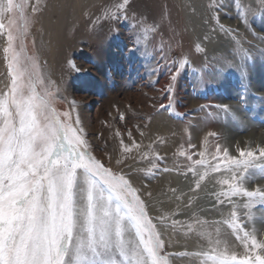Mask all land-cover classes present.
Masks as SVG:
<instances>
[{
  "label": "rangeland",
  "instance_id": "374dc122",
  "mask_svg": "<svg viewBox=\"0 0 264 264\" xmlns=\"http://www.w3.org/2000/svg\"><path fill=\"white\" fill-rule=\"evenodd\" d=\"M46 2L26 0L24 9L29 20L24 54L37 58L45 81L37 91L53 82L51 90L58 89L54 108L61 119L69 113V123L83 128L92 155L113 174L129 180L164 240L159 255L167 264L186 260V264H212L208 256L195 254L216 255L202 233L215 239L217 228L219 238L230 240L219 251L226 248L237 259L251 254V245L245 249L224 221L235 210L244 229L254 232L258 242L264 241V200L222 193L229 191L223 181H232L230 158L253 151L256 163L264 166L259 155L264 148V6L260 0H130L126 18L118 19L105 18V11L121 0H83L72 40L55 48L61 57L58 61L43 49ZM33 7L38 10L33 12ZM10 17L15 18L17 29H24L19 13H10L0 22L7 25ZM7 47L5 30L0 33V93L11 83ZM20 47L17 39L15 49ZM181 62L185 66L177 74ZM222 105L228 106L227 112L217 107ZM162 114L176 128V134L165 136L171 140V151L165 154L155 148L161 143L149 129ZM136 136L144 140L142 146L134 142ZM129 142L133 145L125 153L123 147ZM132 149H139L134 162L118 156H129ZM198 160L204 165H197ZM190 168L208 174L199 180ZM252 171L242 187L264 189V173ZM162 178L171 179L170 185L144 197L143 188ZM256 254L264 255V249H256L252 259Z\"/></svg>",
  "mask_w": 264,
  "mask_h": 264
},
{
  "label": "snow or ice",
  "instance_id": "6c2138e0",
  "mask_svg": "<svg viewBox=\"0 0 264 264\" xmlns=\"http://www.w3.org/2000/svg\"><path fill=\"white\" fill-rule=\"evenodd\" d=\"M260 3L264 6V0ZM129 4L130 0L114 4V10L105 11V18H126ZM25 5L26 0H0V21L10 13H19L24 20L23 30L15 27L14 17L7 25L0 22V33L7 32L5 52L10 53L11 76L8 90L0 93V264H167L159 255L164 240L147 218L144 203L129 180L123 174H113L92 155L83 128L69 123V113H63L65 119H61L54 108L58 89L51 90L53 82L37 91L45 81L37 58L24 54L23 38L29 23ZM17 39L21 41L19 51L15 49ZM184 66L181 62L175 72ZM176 79V74L171 75L172 81ZM217 107L228 111L227 105ZM75 124H80L78 116ZM123 151L129 152V146ZM259 155L264 157V148L259 149ZM256 159L253 151H241L239 159L230 158L232 181H223L229 184V191L222 195L264 200V189L242 187L252 178V170L264 173ZM195 163L204 165L202 160ZM190 170L199 175L195 168ZM207 174L199 175V180ZM224 223L245 249L251 245V254L237 259L236 253L228 254L226 248L219 251L226 241L219 238L217 228L215 239L202 233L216 255H195L208 256L212 264H264V255L252 259L256 249H264V241L258 242L254 232L244 229L235 210Z\"/></svg>",
  "mask_w": 264,
  "mask_h": 264
},
{
  "label": "bare ground",
  "instance_id": "6f19581e",
  "mask_svg": "<svg viewBox=\"0 0 264 264\" xmlns=\"http://www.w3.org/2000/svg\"><path fill=\"white\" fill-rule=\"evenodd\" d=\"M82 1L83 0H47V2H46V9L44 11V17H43L44 18V21H43V25H44L43 26V28H44V46H43V49L46 52L45 54L50 55L54 61H58V58L61 60V57L59 56V52L57 53L55 48L58 45H60L61 43H67V40H69V39L72 40L71 37H72L73 31H74V25L81 21V16H82L81 14L82 13H80V12H81ZM187 25H191V24H187ZM198 31H199V29H198ZM63 46H64V44H63ZM57 63L59 64L60 61ZM1 65L2 64H1V60H0V73H1ZM149 129H152L153 134L154 133L156 134L155 140L159 141V143H161V144H157V146L155 148L161 154H165V153L171 151V148L169 147V142H171L170 137L167 138L165 136H167L169 134L170 135L176 134V128H175V124L167 117V115L162 114L160 116L155 117L151 121V123L149 125ZM205 132H207V131H205ZM200 137H201V134H199V138ZM254 139H255V137H254ZM134 142L137 143L139 146H142L144 140H142L140 136H136V141H134ZM227 144L228 143H226V147H227ZM128 145H130L132 147L133 143L129 142L127 144V146ZM222 145H224V143ZM136 150L138 151L139 149H132L129 156H125V154L124 155L122 154V156H120L118 154V156L121 157L122 159L129 161V162H134L133 159H134V156H136L135 155ZM116 159H118V158L116 157ZM170 182H171V179H169V178H162V179L158 180L155 184L151 185L149 189L143 188V190H142L143 196L145 197V195H149L151 193H155V192L158 193L160 191H163L164 189H166L170 185ZM206 215H208V213ZM198 218H202V217H198ZM208 229L214 230V227H211ZM208 229H207V231H208ZM220 239L222 241H226V243H229L228 241H230L229 239L226 240V236H220ZM230 243H232V241ZM234 247H235V245H234ZM186 261L185 262L175 261V262H173V264H186ZM191 263L192 262H189L188 264H191Z\"/></svg>",
  "mask_w": 264,
  "mask_h": 264
}]
</instances>
